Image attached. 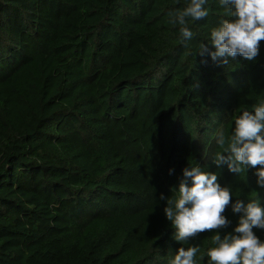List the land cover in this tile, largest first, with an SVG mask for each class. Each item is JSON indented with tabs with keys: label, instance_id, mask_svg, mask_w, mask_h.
Segmentation results:
<instances>
[{
	"label": "trees",
	"instance_id": "obj_1",
	"mask_svg": "<svg viewBox=\"0 0 264 264\" xmlns=\"http://www.w3.org/2000/svg\"><path fill=\"white\" fill-rule=\"evenodd\" d=\"M186 3L0 0V264H167L160 196L189 163L264 205L252 170L212 163L217 129L264 99V41L252 61L201 56L228 17L209 0L184 44L168 13Z\"/></svg>",
	"mask_w": 264,
	"mask_h": 264
},
{
	"label": "clouds",
	"instance_id": "obj_2",
	"mask_svg": "<svg viewBox=\"0 0 264 264\" xmlns=\"http://www.w3.org/2000/svg\"><path fill=\"white\" fill-rule=\"evenodd\" d=\"M208 2L187 0L182 9L168 13V22L180 26V42L193 39L189 25L208 16ZM218 5L228 18L210 29L207 44L200 43L197 52L224 65L237 56L254 60L264 41V0H218ZM232 119L230 132L217 129L214 134L218 150L212 163L239 176L252 170L256 187L264 189V99ZM170 191L171 196L160 199L166 203L163 214L173 229L171 238L181 246L167 264H199L205 257V264H264V239L256 234L264 231V205L257 191L239 199V189L222 186L217 172L204 171L195 163L182 169V178ZM226 209L236 217L235 223L224 214ZM206 230L215 231L210 235L211 246L202 249L196 239Z\"/></svg>",
	"mask_w": 264,
	"mask_h": 264
}]
</instances>
